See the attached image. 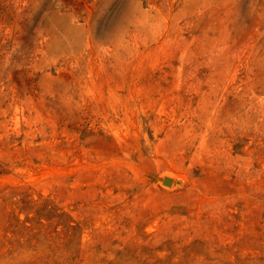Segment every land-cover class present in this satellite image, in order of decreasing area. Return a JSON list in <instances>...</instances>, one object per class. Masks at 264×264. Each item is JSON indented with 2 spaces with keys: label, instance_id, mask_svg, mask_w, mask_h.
<instances>
[{
  "label": "rangeland",
  "instance_id": "374dc122",
  "mask_svg": "<svg viewBox=\"0 0 264 264\" xmlns=\"http://www.w3.org/2000/svg\"><path fill=\"white\" fill-rule=\"evenodd\" d=\"M0 264H264V0H0Z\"/></svg>",
  "mask_w": 264,
  "mask_h": 264
},
{
  "label": "water",
  "instance_id": "95a60500",
  "mask_svg": "<svg viewBox=\"0 0 264 264\" xmlns=\"http://www.w3.org/2000/svg\"><path fill=\"white\" fill-rule=\"evenodd\" d=\"M164 183L165 184H169L170 183V179H168V178L164 179Z\"/></svg>",
  "mask_w": 264,
  "mask_h": 264
}]
</instances>
